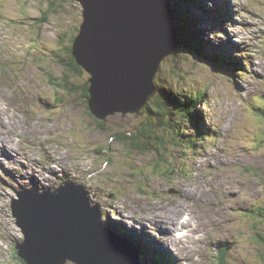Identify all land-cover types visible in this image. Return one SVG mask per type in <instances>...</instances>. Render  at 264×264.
<instances>
[{"label":"rangeland","instance_id":"374dc122","mask_svg":"<svg viewBox=\"0 0 264 264\" xmlns=\"http://www.w3.org/2000/svg\"><path fill=\"white\" fill-rule=\"evenodd\" d=\"M206 2L225 7L221 29L209 37L240 61L243 76L236 82L189 53L175 60L176 49L163 63L158 82L170 94L175 87L169 82L183 92L199 86L207 90L202 104L185 105L204 117V138L196 150H169L158 161L154 154L129 150L114 138L137 134L143 115L121 112L100 124L81 94L66 87L70 82L83 85L86 77L67 66L62 47L83 22L82 6L72 0H0V108L6 111L0 113L5 126L0 127V140L14 150L0 144L3 264H26L13 252L24 240L13 204L28 200L18 194L31 190L46 195L81 185L90 206L102 212V222L116 215V223L150 233L162 251L174 245L164 220L192 212L196 235L188 243L193 250L187 259H195L191 264H264V238L258 237H264V117L259 114L264 100V0ZM181 101L176 99L178 107ZM72 199L65 193L55 199L64 225ZM131 244L124 245L132 261L137 255L141 264H146L142 257L157 264L153 250ZM168 253L176 264L182 262L181 254Z\"/></svg>","mask_w":264,"mask_h":264},{"label":"water","instance_id":"95a60500","mask_svg":"<svg viewBox=\"0 0 264 264\" xmlns=\"http://www.w3.org/2000/svg\"><path fill=\"white\" fill-rule=\"evenodd\" d=\"M76 1L82 6L83 22L73 55L90 75L91 113L102 121L121 112L140 113L158 94L156 78L178 47L169 2ZM58 193L76 199L70 207L75 231L66 228L57 213ZM58 193H21L19 197L28 200L16 199L13 204L24 236L17 245L22 260L27 264H139L128 257L123 238L104 226L99 208L90 206L85 186L64 187Z\"/></svg>","mask_w":264,"mask_h":264},{"label":"trees","instance_id":"16d2710c","mask_svg":"<svg viewBox=\"0 0 264 264\" xmlns=\"http://www.w3.org/2000/svg\"><path fill=\"white\" fill-rule=\"evenodd\" d=\"M72 1L76 2V0ZM167 1L173 13V23L177 34V52H179L175 54L173 58L177 60L180 53H189L213 65L220 70L223 75L230 76L238 82L237 79L243 76L239 75L240 71L243 69L239 64L240 61H235L231 55H229L231 53H224V47L221 44H215L212 38L209 37L210 32L221 29L219 25L224 23L226 18L225 14H227L225 12V7L221 6L219 3L207 4L206 0ZM80 28L81 25H77L76 28L67 35V43L65 42L66 46H61L64 47L63 53H65V57L68 58L67 66H72L70 69H73L74 73L77 75L80 76L81 74H85L86 76L83 85L86 91V98H84V100L86 101V109L90 115L94 116L88 105L91 87L89 82L90 76L85 69L78 64L73 55V44L80 32ZM207 39H211V43H209ZM160 72L155 81L159 92L139 113L141 116H144V122H142L141 128H138L137 134L133 136L125 133L114 135V138L126 145L129 150L154 154L158 161H162L161 159L164 154L169 150L175 151L183 148L185 151H194L198 148V140L204 138L202 126L205 124V120L204 117L198 115V111L195 110L196 108L188 109L185 105L189 103L202 104L207 94V90H205L203 86L195 87L194 91L191 92H183L176 89V87L180 88V86L177 84L172 85L169 82V86L175 87L172 88L174 93L170 94L165 90L166 87L163 84L160 85L158 82ZM73 86L74 84L72 82L66 85L67 88L76 91L77 88ZM62 87L64 86L60 88ZM178 97L182 98L181 103L183 106L178 107L176 104V99ZM259 114L261 117H264V100ZM99 121H101V124L104 123L105 120ZM167 132L172 133L173 136H169ZM158 166H160V164L156 163V167ZM116 222L118 221L113 217L112 219L107 218V221L104 223L107 227H111L115 232H118L122 237L132 240L136 245L139 241H142L137 231L134 233L121 223ZM258 237L264 238L262 235H258ZM138 247L140 250H143L140 246ZM221 249L222 247H220L219 250ZM221 252L222 251H219V253ZM156 256H158L155 260L157 264L167 263V259H164L165 256H163L162 253ZM159 258H162V261H160ZM143 261L149 264L148 260L143 259Z\"/></svg>","mask_w":264,"mask_h":264},{"label":"bare ground","instance_id":"6f19581e","mask_svg":"<svg viewBox=\"0 0 264 264\" xmlns=\"http://www.w3.org/2000/svg\"><path fill=\"white\" fill-rule=\"evenodd\" d=\"M111 116H113V115H111ZM108 117H110V116H108ZM107 117V118H108ZM6 140V139H5ZM13 144H15V143H13ZM8 150V149H7ZM26 158V157H25ZM11 160V159H10ZM29 160V159H28ZM18 162V161H17ZM31 162V161H30ZM35 167V166H34ZM32 169V168H31ZM56 174V173H55ZM72 175V174H71ZM73 176V175H72ZM67 216H68V223L66 224V228H68V229H74V227H73V225H72V221H74V218L72 217V215L70 214V212H69V214L67 215V214H65L64 213V215H63V217L65 218V219H67ZM171 221H172V223L173 224H175V222H174V220H172L171 219ZM228 223H230V222H228ZM184 225V224H183ZM157 243V241H152V243H153V245H154V243ZM158 243L159 244H161L160 243V241H158ZM158 243H157V245H156V250L159 252V249H160V246L158 245ZM35 254H36V251H35ZM134 260H136V261H134V262H139L140 261V258L139 257H136V259H134Z\"/></svg>","mask_w":264,"mask_h":264},{"label":"flooded vegetation","instance_id":"af4514ba","mask_svg":"<svg viewBox=\"0 0 264 264\" xmlns=\"http://www.w3.org/2000/svg\"><path fill=\"white\" fill-rule=\"evenodd\" d=\"M70 67H72V66H70ZM80 85H82V84H77V85H74L73 87L77 88L76 91L81 94L82 98H86V91L84 90V87H83L84 84L82 86H80Z\"/></svg>","mask_w":264,"mask_h":264},{"label":"clouds","instance_id":"9594fccd","mask_svg":"<svg viewBox=\"0 0 264 264\" xmlns=\"http://www.w3.org/2000/svg\"><path fill=\"white\" fill-rule=\"evenodd\" d=\"M86 71V70H85ZM87 72V71H86ZM90 76V75H89ZM103 215V214H102ZM103 217V216H102Z\"/></svg>","mask_w":264,"mask_h":264}]
</instances>
